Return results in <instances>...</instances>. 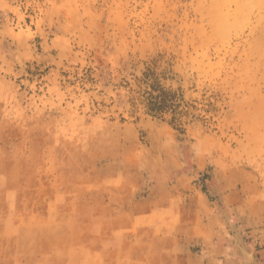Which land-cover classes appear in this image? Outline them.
Returning a JSON list of instances; mask_svg holds the SVG:
<instances>
[{"label": "rangeland", "instance_id": "374dc122", "mask_svg": "<svg viewBox=\"0 0 264 264\" xmlns=\"http://www.w3.org/2000/svg\"><path fill=\"white\" fill-rule=\"evenodd\" d=\"M0 264H264V0H0Z\"/></svg>", "mask_w": 264, "mask_h": 264}]
</instances>
